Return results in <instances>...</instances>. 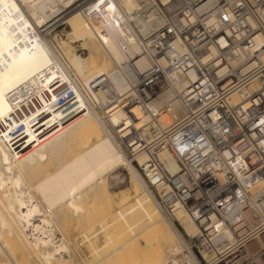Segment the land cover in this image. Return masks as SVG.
Here are the masks:
<instances>
[{
    "label": "bare ground",
    "instance_id": "6f19581e",
    "mask_svg": "<svg viewBox=\"0 0 264 264\" xmlns=\"http://www.w3.org/2000/svg\"><path fill=\"white\" fill-rule=\"evenodd\" d=\"M79 1L0 0V264H221L222 235L161 211L115 138L124 111L104 119L91 89L104 75L121 101L151 65L137 0Z\"/></svg>",
    "mask_w": 264,
    "mask_h": 264
},
{
    "label": "built area",
    "instance_id": "2783aa9c",
    "mask_svg": "<svg viewBox=\"0 0 264 264\" xmlns=\"http://www.w3.org/2000/svg\"><path fill=\"white\" fill-rule=\"evenodd\" d=\"M126 16L151 65L121 101L96 77L100 115L124 111L115 138L162 212L220 233L221 264H264V0H137Z\"/></svg>",
    "mask_w": 264,
    "mask_h": 264
},
{
    "label": "rangeland",
    "instance_id": "374dc122",
    "mask_svg": "<svg viewBox=\"0 0 264 264\" xmlns=\"http://www.w3.org/2000/svg\"><path fill=\"white\" fill-rule=\"evenodd\" d=\"M81 1V0H80ZM79 1V2H80ZM51 22H53V21H51ZM50 23V22H49ZM49 23H47V24H49ZM46 24V25H47ZM44 27H42V29H43ZM57 28V29H56ZM58 29H61V26H59V27H55V30H58ZM54 34V31H52V32H50V34L49 35H47V37L49 38V39H52V34ZM52 35V36H51ZM127 172H124V182L119 186V187H114L113 188V192H120L119 190L121 189V188H125V187H127L128 186V182H129V176H128V174H126ZM194 251L196 252V254H197V256L200 258V261H201V263L202 264H205L206 262H205V259H204V257L201 255V253H199V252H197L196 250H195V248H194ZM34 264H37V263H34Z\"/></svg>",
    "mask_w": 264,
    "mask_h": 264
}]
</instances>
